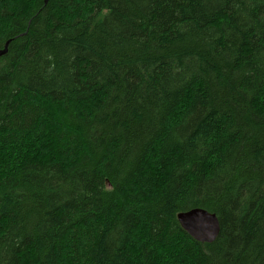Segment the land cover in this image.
Masks as SVG:
<instances>
[{
  "label": "trees",
  "instance_id": "trees-1",
  "mask_svg": "<svg viewBox=\"0 0 264 264\" xmlns=\"http://www.w3.org/2000/svg\"><path fill=\"white\" fill-rule=\"evenodd\" d=\"M7 41L0 264H264V0H0Z\"/></svg>",
  "mask_w": 264,
  "mask_h": 264
},
{
  "label": "water",
  "instance_id": "water-1",
  "mask_svg": "<svg viewBox=\"0 0 264 264\" xmlns=\"http://www.w3.org/2000/svg\"><path fill=\"white\" fill-rule=\"evenodd\" d=\"M8 41L0 49V55L6 53ZM181 227L194 239L212 242L219 232V222L215 213L200 207H194L177 214Z\"/></svg>",
  "mask_w": 264,
  "mask_h": 264
}]
</instances>
